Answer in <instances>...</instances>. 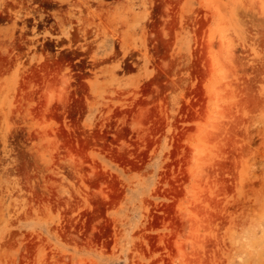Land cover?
Returning <instances> with one entry per match:
<instances>
[{
    "label": "rangeland",
    "instance_id": "rangeland-1",
    "mask_svg": "<svg viewBox=\"0 0 264 264\" xmlns=\"http://www.w3.org/2000/svg\"><path fill=\"white\" fill-rule=\"evenodd\" d=\"M0 264H264V0H0Z\"/></svg>",
    "mask_w": 264,
    "mask_h": 264
}]
</instances>
